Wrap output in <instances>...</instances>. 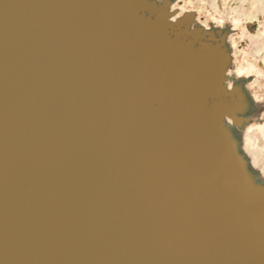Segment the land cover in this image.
Wrapping results in <instances>:
<instances>
[{
	"label": "water",
	"instance_id": "water-1",
	"mask_svg": "<svg viewBox=\"0 0 264 264\" xmlns=\"http://www.w3.org/2000/svg\"><path fill=\"white\" fill-rule=\"evenodd\" d=\"M171 4L0 0V264H264L230 27Z\"/></svg>",
	"mask_w": 264,
	"mask_h": 264
},
{
	"label": "rangeland",
	"instance_id": "rangeland-1",
	"mask_svg": "<svg viewBox=\"0 0 264 264\" xmlns=\"http://www.w3.org/2000/svg\"><path fill=\"white\" fill-rule=\"evenodd\" d=\"M185 0H177L178 4H184ZM187 5L197 8L200 11L202 16L218 15L223 4L229 5V8H232L235 14L243 13L245 17L239 16L243 23V34L238 39L231 40V49H232V63L228 69V74L230 75L229 87L233 84V74L232 70L236 68L237 59L249 60L256 64V66L263 71V74L258 76L255 73H252L248 76L249 81L253 83V94L254 98L252 100V108L254 116L250 117L247 120L245 125L244 132L248 128L250 123L256 126H264V94H261V87L264 86V0H193L191 3L189 0H186ZM196 13L197 20L200 22L198 13L194 9H189ZM189 10H184L189 11ZM180 11V10H179ZM247 15H252L253 17H248ZM229 18V15L228 17ZM237 18V17H236ZM209 26L217 25L216 23H209ZM223 27L229 26L230 33L234 36L233 30L231 29V24L229 22H224ZM243 32V33H244ZM244 36V37H243ZM236 38V37H235ZM229 42V37H228ZM255 101V102H254ZM258 103H257V102ZM255 103V104H254ZM231 123V121L229 122ZM256 129V128H255ZM254 129V130H255ZM251 155H248L249 159L252 161Z\"/></svg>",
	"mask_w": 264,
	"mask_h": 264
},
{
	"label": "bare ground",
	"instance_id": "bare-ground-1",
	"mask_svg": "<svg viewBox=\"0 0 264 264\" xmlns=\"http://www.w3.org/2000/svg\"><path fill=\"white\" fill-rule=\"evenodd\" d=\"M176 1L177 0H172V4H171L172 10H174L176 13V15L174 14L171 17L172 20H174L177 17H180V15L183 13L184 10L194 9L198 13V16L200 18L199 19L200 23L208 28L210 27L209 23H216L218 27H223L220 25H222L226 21L231 24V29L233 30V33L235 35L232 36L231 34L229 36V42H228L229 47H231V43H232L231 40L234 43L233 39H238L243 35L244 32L243 23L239 16H243V17L245 16L243 13L235 14L232 8H229L230 7L229 5L223 4L222 9L219 11L221 13L220 16L214 14L213 15L208 14L209 16L204 17L200 14L199 9L187 5L186 0L184 1V4H178V2ZM189 1L193 3V0H189ZM228 15L229 18H227ZM247 16L251 18L253 17L252 15H247ZM236 65H237L236 68L231 72L233 74V77L237 79L235 82H240L243 90L246 92V98L249 100L250 99L253 100L254 98L253 89H252L253 83L249 81L248 76H250L252 73H255L258 76H260L263 74V71L260 70L255 63L250 62L249 60L241 61L240 59H237ZM261 94L262 95L264 94V86L261 87ZM214 110L217 111L219 110V103L215 104ZM254 115L255 114L253 113V108H252L248 116L252 117ZM246 130H247L246 133L243 130L240 131L237 130V132L238 135L240 137L242 136L243 139L242 142L243 152L247 155H251L250 157L252 158V161H249V163L245 162V160L236 161L238 163L237 166L238 168L236 167L233 170L238 175H240V173L237 171L238 169L241 168L243 170V173L245 171L246 176L242 175L244 178L243 180L247 181L248 184H250L253 179L259 181L264 180V126L254 127V124L250 123Z\"/></svg>",
	"mask_w": 264,
	"mask_h": 264
},
{
	"label": "crops",
	"instance_id": "crops-1",
	"mask_svg": "<svg viewBox=\"0 0 264 264\" xmlns=\"http://www.w3.org/2000/svg\"><path fill=\"white\" fill-rule=\"evenodd\" d=\"M243 34H245V32H244ZM243 37H244V36H243Z\"/></svg>",
	"mask_w": 264,
	"mask_h": 264
}]
</instances>
